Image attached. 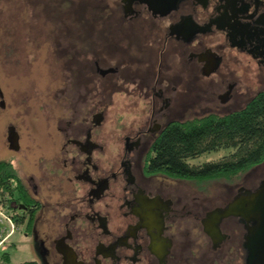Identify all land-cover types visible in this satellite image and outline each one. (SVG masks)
<instances>
[{
	"label": "flooded vegetation",
	"instance_id": "1",
	"mask_svg": "<svg viewBox=\"0 0 264 264\" xmlns=\"http://www.w3.org/2000/svg\"><path fill=\"white\" fill-rule=\"evenodd\" d=\"M49 1L13 14L16 6H4L6 30L51 43L48 54L63 65L49 75L63 83L65 111L53 157L23 168L22 133L7 126L6 147L25 153L21 173L34 201L14 202L19 226L35 215L30 235L49 264H64L60 247L73 253L67 264H247L251 224L223 213L264 187V163L226 182L223 194L210 180L151 173L150 159L156 139L197 118L200 105L229 114L264 92V0ZM119 95L127 100L118 121L109 113ZM126 116L132 128L110 130Z\"/></svg>",
	"mask_w": 264,
	"mask_h": 264
},
{
	"label": "rangeland",
	"instance_id": "2",
	"mask_svg": "<svg viewBox=\"0 0 264 264\" xmlns=\"http://www.w3.org/2000/svg\"><path fill=\"white\" fill-rule=\"evenodd\" d=\"M56 1L50 0L49 3ZM25 3L31 5V0H12L10 3L0 0V89L4 93L6 101V107L4 109L0 107V158L14 160L16 169L20 173L22 166L19 159L25 153L10 152L6 147L8 124L13 122L21 131L23 145L28 154L25 155L28 159L25 161L23 168L32 170L36 168L38 160L42 157H53L54 147L52 143L56 136V121L65 113L59 100L62 94L60 88L63 83L58 79H49L50 73L55 68L63 67L57 56L48 54L50 47H52L51 43H37L34 41L27 43V41L25 42L27 30L25 32L20 29L18 31L15 29L13 31L6 30L5 25H9L11 19L4 17V15H8H6L4 6H16L11 7L8 11V13L13 14L15 8L16 10L20 9L21 4ZM27 23L30 24V22ZM10 25L12 26V22H10ZM6 31L8 32L6 33ZM29 34L31 36V31ZM124 97V95H119V101L122 105H115L109 113L114 120L119 121L118 117L125 113L122 112L124 108L122 101L126 99ZM237 108L239 109V107ZM198 111V114L194 115L195 117L210 113H217L218 115L227 113V111H218L217 109L209 111L202 105H200ZM123 118V122L120 118V122L110 123L112 125L110 130L124 126L129 129L132 128V123H130L132 118L128 116ZM118 136H122V134L119 132ZM229 154L230 150H221L189 159L188 162L195 166L207 162H219ZM209 183H212L210 186L211 191L228 193V188L225 186L226 182L212 181ZM4 253L9 254L10 264L31 261L39 264H49V261L42 254L40 239L34 234L28 235L24 226H19L17 232L0 247V263Z\"/></svg>",
	"mask_w": 264,
	"mask_h": 264
},
{
	"label": "trees",
	"instance_id": "3",
	"mask_svg": "<svg viewBox=\"0 0 264 264\" xmlns=\"http://www.w3.org/2000/svg\"><path fill=\"white\" fill-rule=\"evenodd\" d=\"M221 150H230V154L219 162L198 166L188 162L189 159ZM151 156V173L174 179L200 182H233L240 179L264 163V92L241 110L171 124L154 142ZM14 202L34 203L14 160L0 158V208L9 209L19 226L24 223V218L13 206ZM34 217L32 215L26 225L28 235L33 229ZM0 264H10L8 253L3 254Z\"/></svg>",
	"mask_w": 264,
	"mask_h": 264
},
{
	"label": "water",
	"instance_id": "4",
	"mask_svg": "<svg viewBox=\"0 0 264 264\" xmlns=\"http://www.w3.org/2000/svg\"><path fill=\"white\" fill-rule=\"evenodd\" d=\"M147 3H168L170 0H142ZM179 0H174L178 2ZM0 96L3 97L0 89ZM10 149L19 150L18 135L14 129L9 131ZM240 217L248 224V235L246 238V248L248 249L247 264H264V187L231 204L223 213V217ZM63 256L64 264H67L73 258V253L69 248H58Z\"/></svg>",
	"mask_w": 264,
	"mask_h": 264
},
{
	"label": "built area",
	"instance_id": "5",
	"mask_svg": "<svg viewBox=\"0 0 264 264\" xmlns=\"http://www.w3.org/2000/svg\"><path fill=\"white\" fill-rule=\"evenodd\" d=\"M14 215L7 208H0V245H3L8 239L17 232ZM18 226V227H17Z\"/></svg>",
	"mask_w": 264,
	"mask_h": 264
},
{
	"label": "crops",
	"instance_id": "6",
	"mask_svg": "<svg viewBox=\"0 0 264 264\" xmlns=\"http://www.w3.org/2000/svg\"><path fill=\"white\" fill-rule=\"evenodd\" d=\"M14 235V234H13ZM3 246V245H0V247Z\"/></svg>",
	"mask_w": 264,
	"mask_h": 264
}]
</instances>
